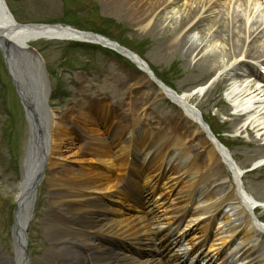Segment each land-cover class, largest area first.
<instances>
[{
    "label": "bare ground",
    "instance_id": "1",
    "mask_svg": "<svg viewBox=\"0 0 264 264\" xmlns=\"http://www.w3.org/2000/svg\"><path fill=\"white\" fill-rule=\"evenodd\" d=\"M181 1L103 0L108 12L125 13L141 24L153 18L155 24L150 31L167 23L165 36L171 32L170 27L176 25L179 33L189 29V32L195 31L205 39L209 38L206 42L193 34H185L173 40L172 45L163 47V51L174 57L180 54V58L204 74L203 77L223 71L220 79L223 83L233 78L239 80L227 91L230 109L235 111L231 121L237 135L250 139L244 140L250 150L248 158L264 160V90L259 92L254 87L251 77L257 74L258 68L249 64L264 65V42L261 44L264 40V0H198L196 8L190 6L180 17L175 10L167 11ZM220 8L228 10L227 16L220 14L213 19L211 27L203 28ZM162 9L166 12L160 15ZM231 11L234 21L230 24ZM220 28L224 32L221 41L218 39L221 43L209 45L210 39L219 38ZM43 40L108 48L127 57L140 71L147 73L148 83L154 82L150 68L119 46L64 27H30L17 32H0V49L8 41H27L32 45ZM158 88L160 97L170 99L182 109L175 111L176 124L182 134L175 131V127L153 130L141 123L138 115L145 114L146 98L128 105L121 122L117 119L123 113L111 107L105 97H97L89 109H78L74 114L70 111L62 118H57L52 111L50 101L44 105L36 104V115L33 119L30 117L28 158L23 165L22 180L17 184V222L11 247L3 252L0 246V264H47L49 259L50 264H182L185 256L179 257L178 251H171L180 245V239L173 236L172 230L158 226L161 219L168 225L175 221V214L183 219L187 213L190 218L187 228L198 222L196 230L201 233L195 237L196 241H186L188 248L196 254L210 238V254L222 247L220 252H228L223 259L260 264L249 255L252 248H256V242L254 247L247 243L256 234L264 243V225L261 224L262 227L253 215L241 209L243 197L248 203L255 199L243 188L241 169L234 156L207 128L203 114L194 105L196 99L179 96L177 91L163 85ZM48 92L50 96V87ZM133 94L132 91L130 99ZM116 104L121 105L118 101ZM73 120L81 132L69 127ZM203 133L207 137L202 136ZM106 136H110V140ZM93 137L95 144L90 143ZM79 142L84 144L79 146ZM192 142L200 145V153L190 148ZM155 146H161V150H155ZM170 152L175 153L173 161L167 159ZM183 164L184 168L181 167ZM228 170L235 183L226 186L223 177L226 175L229 179ZM260 170H264V165ZM42 181L58 193L50 195V209L42 218V224L50 234L47 252L50 257L46 254L37 256V262H33L27 253L28 230L34 220L36 194ZM161 184L169 195L167 207ZM205 187L210 191L205 201L207 205L199 209ZM194 204L197 207H192ZM64 205H68L67 213L60 209ZM226 208H231L244 224L233 222L224 210ZM169 209H173L172 216ZM159 212L164 214L159 216ZM218 218H222L219 226ZM72 229H78L81 234L70 232ZM0 238L4 239L1 235ZM237 238L240 243L233 248ZM76 245L82 246L87 255L76 252L72 247ZM220 252L210 261H215Z\"/></svg>",
    "mask_w": 264,
    "mask_h": 264
},
{
    "label": "rangeland",
    "instance_id": "2",
    "mask_svg": "<svg viewBox=\"0 0 264 264\" xmlns=\"http://www.w3.org/2000/svg\"><path fill=\"white\" fill-rule=\"evenodd\" d=\"M6 2L16 20L22 25H63L110 38L139 55L168 88L177 91L180 96L196 99L195 107H199L205 121L227 145L242 173L248 174L243 178V187L260 203L261 210L258 216L264 223V170L250 173L261 161H251L252 156L248 158L250 150L244 142L250 139L248 136L237 135V129L231 121V115L235 112L230 109L227 101L228 89L239 80L233 78L234 80L223 83L220 80L223 71L203 77L204 74L194 66L186 64L185 60L180 58V54L174 57L163 51V47H168L169 43L185 34H193L197 39H205L204 35L195 31L189 32V29L179 33L176 31V25H173L170 27L171 32L165 36L164 27L167 23L162 24L158 30L150 31L155 24L153 18L146 20V24H141L125 13L108 12L109 8L104 7L103 0H6ZM198 3V0L196 2L182 0L169 7L167 11L175 10L178 13L177 17H180L190 6L192 9L196 8ZM165 12L166 10L162 9L159 14L163 15ZM227 13L228 10L225 8L218 9L212 20L206 22L203 28L208 29L213 19L220 14L227 16ZM232 13L233 11L229 13L230 24L234 21ZM223 36L224 32L220 28L219 38L210 39L209 45L220 42ZM263 42L264 40L261 44ZM78 44L45 40L32 44L46 66L51 86L50 105L57 118H62L70 111L74 114L78 109H88L90 102L97 97H105L114 108L119 107L124 114L128 111V105L146 98L147 110L144 117H141V122L154 129L164 128V123H169V119L171 121L175 118V111L181 108L160 97L158 86L153 82L148 83L147 74L138 70L129 60L109 49ZM250 63L254 67H259L257 63ZM132 90L134 94L129 99ZM116 101L121 105L116 104ZM200 103L203 104L199 106ZM75 121L69 122V127L81 132ZM30 134L26 112L0 51V235L4 238H0V246L3 252L6 251L5 248L11 247L18 211L17 184L22 180L23 165L28 158ZM95 143L93 137L91 144ZM83 144L84 142H79V146ZM192 145V148L196 149L195 153L201 152L197 143ZM223 178L226 186L232 184L233 180L229 182L225 176ZM57 193L50 189L45 181L38 187L34 220L28 230L27 253L33 262H37V256L43 257L46 254L48 258L50 257L47 254L50 234L44 228L42 218L50 209V195ZM60 209L67 213L66 210L69 208L68 205H64ZM76 230L78 229H72L70 232L81 234ZM72 247L76 252L86 253L81 252L84 248L80 245ZM50 262L52 261L49 259L47 264Z\"/></svg>",
    "mask_w": 264,
    "mask_h": 264
},
{
    "label": "water",
    "instance_id": "3",
    "mask_svg": "<svg viewBox=\"0 0 264 264\" xmlns=\"http://www.w3.org/2000/svg\"><path fill=\"white\" fill-rule=\"evenodd\" d=\"M30 27L48 26L17 24L5 0H0V32H17L22 28ZM68 29L70 30V28ZM0 50L31 126L30 117L32 116L33 119L36 115V104L44 105L50 98L49 80L44 63L41 57L27 45V41L22 43L4 42Z\"/></svg>",
    "mask_w": 264,
    "mask_h": 264
}]
</instances>
